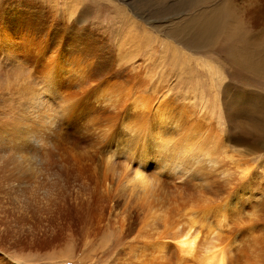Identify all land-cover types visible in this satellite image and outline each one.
Instances as JSON below:
<instances>
[{
  "label": "rangeland",
  "instance_id": "rangeland-1",
  "mask_svg": "<svg viewBox=\"0 0 264 264\" xmlns=\"http://www.w3.org/2000/svg\"><path fill=\"white\" fill-rule=\"evenodd\" d=\"M260 116L264 0H0V264H208L218 232L226 264H264L263 226L247 232L264 202L239 180L264 186L238 126Z\"/></svg>",
  "mask_w": 264,
  "mask_h": 264
},
{
  "label": "bare ground",
  "instance_id": "bare-ground-1",
  "mask_svg": "<svg viewBox=\"0 0 264 264\" xmlns=\"http://www.w3.org/2000/svg\"><path fill=\"white\" fill-rule=\"evenodd\" d=\"M41 99V98H40ZM156 99V98H155ZM33 100V102H31V104L29 105V108H30V106L34 109V107L36 108V110H38V108L39 107H41V106H43V104H44V100H42L41 101V103L39 104L40 106H38V102L39 101H37L38 100V97L37 98H34V99H32ZM238 103H240L241 102V100H238L237 101ZM155 103H157V102H155ZM184 103V102H183ZM186 103V102H185ZM45 104H46V101H45ZM44 104V105H45ZM134 104V103H133ZM132 104V105H133ZM141 105H140V109L142 108V104L143 103H140ZM136 105V104H135ZM156 105V104H155ZM144 106V105H143ZM136 107H138V106H136ZM31 108V109H32ZM132 108H134V106L132 107ZM32 109V110H33ZM136 109V108H135ZM139 109V108H138ZM139 109V110H140ZM143 109V108H142ZM196 110V109H195ZM142 110H140L139 112H141ZM182 111V110H181ZM192 111V110H191ZM46 111H44V113H45ZM135 112H137V111H135ZM134 112V113H135ZM139 112H138V114H139ZM46 113H48V112H46ZM171 113L173 114V112L171 111ZM239 114L241 113L240 111L238 112ZM175 114V113H174ZM47 115V114H46ZM50 115V114H49ZM48 115V116H49ZM156 115V114H155ZM47 116V117H48ZM130 116V115H129ZM132 116V115H131ZM153 116V115H152ZM151 116V117H152ZM161 116L162 115H160L159 117L161 118ZM45 117V116H44ZM148 117H150V116H148ZM153 117H156L157 118V116H153ZM152 117V118H153ZM166 117V116H165ZM164 117V118H165ZM167 117H169L168 115H167ZM133 118V117H132ZM156 119L157 120V122L156 121H154V122H156L155 124H161L162 123V120L161 119ZM172 118H174V116H172ZM134 119V118H133ZM149 119V118H148ZM165 119H167V118H165ZM175 119V118H174ZM150 120H153V119H150ZM155 120V119H154ZM185 120V119H184ZM198 120H200V119H198ZM232 121H235V120H233V118L231 119V122ZM260 121H261V124L260 125H258V126H256V127H254V128H252L251 129V131L249 132V131H247L246 130V128L244 127V125L243 124H240V125H238V126H241V131H243L244 133L243 134H246V133H253L255 136H257V138H255V142L253 143V142H251V143H253V145L252 146H250V147H248V148H246V151L248 152V153H252V152H254V150L256 149L257 150V148L259 147H261L263 144H264V141L261 143L260 141H259V139H260V137H259V135H261V131L262 130H264V117L263 116H260ZM169 122V121H168ZM237 122H239L238 120H237ZM151 123V122H150ZM213 123V122H212ZM148 124V123H147ZM152 124H154V123H152ZM151 124V125H152ZM164 124V123H163ZM174 124V123H173ZM173 124H170V125H173ZM145 125V124H144ZM144 125H141L142 127L144 126ZM149 125V124H148ZM165 125V124H164ZM194 125V124H193ZM235 125H237L236 123H235ZM195 126V125H194ZM146 127H148V126H146ZM158 127H159V125H158ZM175 127H177V126H175ZM179 127V126H178ZM232 127H234V126H232ZM151 129V128H150ZM153 129H155L154 127H153ZM157 129V128H156ZM186 129V128H185ZM162 130V129H161ZM235 130V129H234ZM238 131H239V128L237 129ZM172 131V130H171ZM199 131V130H198ZM154 132V131H153ZM172 132H174V131H172ZM188 132H190V131H188ZM186 133L187 134V136H188V134L190 135V133ZM195 132V131H194ZM170 134H171V132H169ZM196 133V132H195ZM237 133V132H236ZM182 134V133H181ZM183 135H185V134H183ZM182 135V136H183ZM193 135V134H192ZM191 135V136H192ZM156 136L157 137H159V136H161V132H160V129L159 130H156L155 131V136H154V138L156 139ZM169 136V135H168ZM190 136V138H192ZM195 136V135H194ZM219 136V135H218ZM236 136V135H235ZM177 138H178V135L176 136ZM183 137H185V136H183ZM182 137V138H183ZM189 137V136H188ZM224 137V136H223ZM222 137V138H223ZM202 138V137H201ZM214 138V137H213ZM221 138V137H220ZM225 138V137H224ZM247 138V137H246ZM163 139V138H162ZM166 139V138H165ZM170 139V138H169ZM172 139V138H171ZM187 139V138H186ZM193 139V138H192ZM218 139H219V137H218ZM178 140V139H177ZM187 140H189V138L187 139ZM194 140V139H193ZM186 141L185 143H182L181 145H180V147H182V149L184 148V150L182 151H180L181 153H179V154H177V156L176 157H179V156H188L187 155V151L191 154V156H190V158H192V155H193V152L190 150V145H191V143H192V145L194 144V142L197 140H195V141ZM207 140V139H206ZM233 140H234V142L235 143H237V144H248L247 143V141L248 140H246L245 138H243V137H235V138H233ZM264 140V139H263ZM183 141V140H182ZM208 141V140H207ZM211 142L213 141V140H210ZM219 141H221V140H219ZM184 142V141H183ZM187 143V144H186ZM217 143H220V142H217ZM178 144V143H177ZM189 144V145H188ZM137 145V144H136ZM146 145V144H145ZM209 145V144H208ZM243 145V146H244ZM249 145V144H248ZM246 146V145H245ZM172 147H174V146H172ZM144 148V147H143ZM176 148V147H175ZM217 148V147H216ZM226 148V147H225ZM239 148V147H238ZM254 148V149H253ZM263 148V147H262ZM155 149V148H154ZM169 149V148H168ZM167 149V150H168ZM174 149V148H173ZM181 149V148H180ZM186 149H187V151H186ZM197 149V148H196ZM208 148H206V150H207ZM229 149V148H228ZM240 150H243L244 149V147H243V149H241V148H239ZM238 149V150H239ZM194 150V152H195V149H193ZM205 150V151H206ZM225 150V149H224ZM169 151V150H168ZM208 152H209V150H207ZM228 151V150H227ZM226 151V152H227ZM261 151V150H260ZM137 152V151H136ZM140 152V151H139ZM224 152V151H223ZM243 152V151H242ZM258 152V151H257ZM206 153V154H205ZM204 154H205V156L204 157H206V155H207V152H205ZM209 153H211V151L209 152ZM214 153V152H213ZM213 153H212V155H213ZM231 153V152H230ZM138 154V153H137ZM169 154V153H168ZM199 154V153H198ZM197 154V155H198ZM203 154V153H202ZM240 154H241V151H240ZM243 154V153H242ZM257 154V153H256ZM260 154V153H259ZM211 155V154H210ZM231 155V154H230ZM239 155V154H238ZM244 155V154H243ZM251 155V154H250ZM141 156V155H140ZM194 156H196V153H195V155ZM193 156V157H194ZM208 156H209V154H208ZM234 156V155H233ZM236 156V155H235ZM247 156V155H246ZM259 156V155H258ZM171 157V156H170ZM200 157V156H199ZM203 157V156H202ZM211 157V156H210ZM225 157V156H224ZM237 157V156H236ZM247 157H249V156H247ZM255 157V156H254ZM260 157V156H259ZM185 158V157H184ZM198 158V157H197ZM226 158V157H225ZM233 158V157H232ZM238 158V157H237ZM236 158V159H237ZM252 158V157H251ZM139 159H140V157H139ZM181 159V158H180ZM201 159V158H200ZM199 159V160H200ZM204 159V158H203ZM207 159V158H206ZM205 159V160H206ZM208 159H209V157H208ZM256 159V158H255ZM259 159V158H258ZM141 160H143L142 158H141ZM171 160H172V158H171ZM176 160V159H175ZM184 160V159H183ZM194 160H195V158H194ZM193 160V162L195 163V161ZM197 161H199L198 159H196ZM202 160V159H201ZM210 160V159H209ZM217 160V159H216ZM263 160V159H262ZM179 161H182V160H179ZM204 160H202V162H203ZM140 162H142V161H140ZM190 162V161H189ZM200 162V161H199ZM263 162V161H262ZM144 163V162H143ZM169 163V162H168ZM173 163V162H172ZM186 163V162H185ZM201 163V162H200ZM165 165V164H164ZM173 165H175V163L173 164ZM204 165V164H203ZM261 165H264L263 163H261ZM140 167V164H139V166L137 167L136 166V168H135V170H134V175H133V178H134V180L137 182V183H139V184H146V181H147V179H145V176L143 175V172L141 171V169L139 168ZM227 167V166H226ZM173 168V167H172ZM177 167H175L174 169H176ZM185 168V167H184ZM228 168V167H227ZM238 168V167H237ZM200 169V168H199ZM199 169H197L196 170V173L198 174V172H200V170ZM202 169V168H201ZM224 169V168H223ZM239 169V168H238ZM177 170V169H176ZM175 170V171H176ZM183 170V168L181 169V171ZM186 170V169H185ZM195 170V169H194ZM244 170H245V167H244ZM243 170V175H242V173L240 172V174H241V176H240V178H239V180H240V182H241V191H242V193L245 195L244 197H242V198H245V200H247L246 201V203H248L249 204V202L251 201V200H253V201H255L253 198H260L261 199V201L262 202H264V186H262V185H260V182H257V181H255V186L253 185V189L252 188H250L249 187V185H247L246 186V189L244 188V183H245V181L243 180V177L244 178H246L247 177V175H249L247 172L245 173V171ZM264 170V169H263ZM158 171V170H157ZM174 171V172H175ZM191 171V170H190ZM237 171V170H236ZM246 171H248V170H246ZM180 171H176L175 173H173V174H175V177L176 178H179V177H181L180 175L182 174L181 172V174L179 173ZM188 172H189V170H188ZM194 172V171H193ZM207 172V171H206ZM206 172H205V174H206ZM180 175H179V174ZM186 173V172H185ZM190 173V172H189ZM195 173V172H194ZM222 173V172H221ZM236 173V172H235ZM245 173V174H244ZM208 174V173H207ZM247 174V175H246ZM196 175V174H195ZM200 175V174H199ZM210 175V174H209ZM187 176V175H186ZM191 177V176H190ZM193 177V176H192ZM195 177H197V176H195ZM210 177V176H209ZM228 177H229V175H228ZM227 177V178H228ZM234 177V176H233ZM232 177V178H233ZM236 177V176H235ZM238 177V176H237ZM200 177H198L197 179H199ZM202 178V177H201ZM182 179V178H181ZM196 179V180H197ZM210 179V178H209ZM214 179V178H213ZM263 179V178H262ZM193 180V179H192ZM191 180V181H192ZM225 180V179H224ZM205 181V180H204ZM230 181V180H229ZM233 181V180H232ZM237 181V180H236ZM262 181V180H261ZM188 182V181H187ZM194 182V181H193ZM154 183V182H153ZM185 183V182H184ZM208 183H209V181H208ZM224 184V183H223ZM233 184H235V183H233ZM208 185H210V184H208ZM212 185V184H211ZM210 185V186H211ZM215 185V184H214ZM219 185V184H218ZM147 186V185H146ZM213 186V185H212ZM211 186V187H212ZM152 187V186H151ZM176 187H177V185H176ZM181 187V186H180ZM244 188V189H243ZM204 189H206V188H204ZM214 189V188H213ZM199 190V189H198ZM207 190V189H206ZM200 191H202V189L200 190ZM208 191V193H209V190H207ZM206 191V192H207ZM216 191V190H215ZM214 191V192H215ZM213 192V191H212ZM177 193V192H176ZM179 193H181V192H178V194ZM217 193V192H216ZM215 193V194H216ZM206 194V193H205ZM218 194V193H217ZM250 194V195H249ZM242 195V194H241ZM181 196V195H180ZM252 196V197H251ZM207 198V197H206ZM154 199H156V198H154ZM202 199V198H201ZM209 199V198H208ZM211 199V198H210ZM145 201V200H144ZM169 201V200H168ZM202 201V200H201ZM199 203V202H198ZM232 203V202H231ZM244 203H245V201H244ZM157 204V203H156ZM162 204V203H161ZM200 205V204H199ZM250 205V204H249ZM264 205V204H263ZM124 206V205H123ZM222 207V206H221ZM151 208V207H150ZM165 208H166V206H165ZM142 209V208H141ZM152 209V208H151ZM160 209V208H159ZM201 209V208H200ZM217 209V208H216ZM208 211V210H207ZM149 212V211H148ZM147 213V212H146ZM191 213V212H190ZM256 213V211L253 209L251 212H249V214L250 215H252V214H255ZM248 214V215H249ZM149 215V214H148ZM221 215V214H220ZM144 218V217H143ZM254 219L253 220H251V224H248V225H250V227L248 228V230H247V232H248V234L250 235L251 234V232L253 233L254 231H252L254 228H259V224H261L262 226H263V228H264V215L261 213V215H259V213H256V215L253 217ZM141 219V218H140ZM148 220H150V219H148ZM147 221V220H146ZM146 221H144V222H146ZM162 221V220H161ZM252 221H254V223L255 224H253V222ZM126 222V221H125ZM163 222H164V220H163ZM192 222V221H191ZM169 223V222H168ZM143 224V223H142ZM147 224V223H146ZM150 225V224H149ZM164 225V224H163ZM178 225V224H177ZM243 225H244V223H243ZM255 225H259V226H256L255 227ZM171 227V226H170ZM194 227H195V225H194ZM167 228V227H166ZM192 228H193V223L192 224H190L186 229H185V231L184 230H180V232H177V230H176V235H171L172 236V238L175 240V242L179 245V247L181 248V251L182 252H184V253H190L192 250H194V244H195V242H196V239H197V233H198V229H197V231H196V228L195 229H193V231H191L192 230ZM161 229V228H160ZM167 229H169V227L167 228ZM174 229V228H173ZM172 229V230H173ZM176 229V228H175ZM178 229V228H177ZM137 230V229H136ZM157 230V229H156ZM224 230V229H223ZM242 230H243V228H242ZM259 230H260V228H259ZM258 230V231H259ZM158 231V230H157ZM162 231V233H163V230H161ZM262 233L263 234H261V231L259 232L262 236H260L261 237V239L262 238H264V229H262ZM141 232V231H140ZM159 232V231H158ZM168 232V231H167ZM215 232V231H214ZM223 232V231H222ZM227 232V231H226ZM246 232V233H247ZM146 233V232H145ZM165 233H166V231H165ZM230 233V232H229ZM241 233V232H240ZM245 233V234H246ZM175 234V233H174ZM255 234L257 235V233L255 232ZM260 234H258L257 235V237L260 235ZM156 235V234H155ZM243 235V234H242ZM252 235V234H251ZM163 236V235H162ZM166 236V235H165ZM225 236V235H224ZM229 236V235H228ZM246 236V235H245ZM137 237V236H136ZM139 237V236H138ZM167 237V236H166ZM165 237V238H166ZM226 237H227V235H226ZM225 237V238H226ZM232 237V236H231ZM254 237H255V235H254ZM144 238V237H143ZM158 238V237H157ZM159 238H160V236H159ZM167 238H169V236L167 237ZM222 237H221V233L220 232H218V233H214L212 236H211V240L212 241H209V243H210V249H209V254H208V258H207V261L206 262H208V264H226L227 263V260L228 259H230L231 257L230 256H228V259L226 258V253H225V247H230V246H223L222 247V245L220 244V243H222V241H220V239H221ZM248 238H249V236H248ZM161 239H163V237L161 238ZM170 239V238H169ZM173 239H171V240H173ZM245 239V238H244ZM260 239V240H261ZM198 240V239H197ZM205 240H206V238H205ZM221 240H223V239H221ZM226 240V239H225ZM247 241L249 240V239H246ZM250 240H252L251 238H250ZM249 240V241H250ZM255 240H256V237H255ZM259 240V239H258ZM143 241V240H142ZM243 241H245V240H243ZM145 242V241H144ZM156 242H157V239H156ZM161 242H162V244H163V246L162 247H164V245H165V243H164V241L163 240H161ZM202 242V241H201ZM250 242H252V241H250ZM254 242V241H253ZM255 242H257V240L255 241ZM127 243V242H126ZM148 243V242H147ZM159 243V242H158ZM170 243V242H169ZM258 243V242H257ZM157 244V243H156ZM160 244V243H159ZM158 244V245H159ZM245 244H247V243H245ZM261 244V243H260ZM127 245V244H126ZM140 245V244H139ZM139 245H138V247H139ZM146 245V244H145ZM150 245V244H149ZM248 245V244H247ZM246 245V247H247V249L249 248L248 246ZM254 245V247L256 246V244L254 243L253 244ZM146 246H148V244L146 245ZM161 246V245H160ZM168 246V245H167ZM200 246V245H199ZM136 247V246H135ZM150 247V246H149ZM245 247V248H246ZM253 247V249H255ZM262 247V246H261ZM260 247V248H261ZM141 248H144V245H143V247H141ZM155 247H153L152 249H154ZM165 248V247H164ZM227 248H226V250H227ZM244 248V249H245ZM252 248V247H251ZM147 249V248H146ZM157 248H155V250H156ZM200 249V248H199ZM205 249H206V247H205ZM262 249V248H261ZM126 250V249H125ZM129 250H131V248L129 249ZM139 250V249H138ZM142 250V249H141ZM140 250V251H141ZM158 250V249H157ZM156 250V251H157ZM180 250V249H179ZM201 250V249H200ZM251 250V249H250ZM160 251V250H159ZM248 251H249V249H248ZM255 251H256V249H255ZM127 252H129L128 250H127ZM230 252V251H229ZM254 252V251H253ZM126 253V252H125ZM133 253V252H132ZM251 253V252H250ZM256 253H259V252H256ZM255 253V254H256ZM143 254V253H142ZM261 254V253H260ZM135 255V254H134ZM159 255V254H158ZM253 255V258L252 259H250L249 258V253L247 254V256H246V258H245V261H246V264H260V261H262L263 259L261 258V259H259L261 256L260 255H258V254H256V255H254V254H251V256ZM257 255L258 256H260V257H257ZM137 255H135V257H136ZM250 256V257H251ZM254 256H255V258H254ZM128 260V259H127ZM157 260V259H156ZM182 260H184V259H182ZM254 260V261H253ZM250 261L252 262V263H250ZM128 263V262H127ZM135 263V262H134ZM245 263V262H244ZM120 264V263H119ZM129 264V263H128Z\"/></svg>",
  "mask_w": 264,
  "mask_h": 264
}]
</instances>
